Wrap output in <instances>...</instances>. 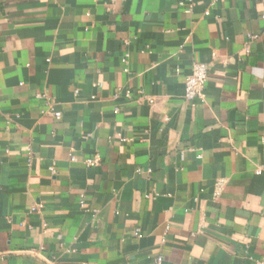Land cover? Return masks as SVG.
Instances as JSON below:
<instances>
[{
    "label": "crops",
    "instance_id": "0c3cea01",
    "mask_svg": "<svg viewBox=\"0 0 264 264\" xmlns=\"http://www.w3.org/2000/svg\"><path fill=\"white\" fill-rule=\"evenodd\" d=\"M180 1L0 0V264H264V0Z\"/></svg>",
    "mask_w": 264,
    "mask_h": 264
},
{
    "label": "built area",
    "instance_id": "2783aa9c",
    "mask_svg": "<svg viewBox=\"0 0 264 264\" xmlns=\"http://www.w3.org/2000/svg\"><path fill=\"white\" fill-rule=\"evenodd\" d=\"M180 5L183 6L188 12H191L194 9L195 1L194 0H181ZM264 19V14L262 16ZM251 37H256L255 35H251ZM126 61V58L124 59ZM209 79V65L204 62H198L193 66L192 72L186 77L185 81V97L190 100H199L203 99L205 97V89L207 87ZM119 108L117 107L116 110ZM52 113L56 115L57 117H60L62 115L61 112L54 111L53 109ZM28 152L30 154L29 160H31V155L33 154L32 147H28ZM99 157H95L92 159L87 160V165L94 166L99 164ZM52 170H54V167H52ZM32 211L36 210L35 207L31 209ZM158 261H161V258H159ZM264 263V258L263 262Z\"/></svg>",
    "mask_w": 264,
    "mask_h": 264
}]
</instances>
